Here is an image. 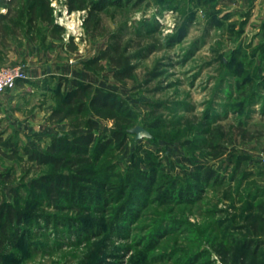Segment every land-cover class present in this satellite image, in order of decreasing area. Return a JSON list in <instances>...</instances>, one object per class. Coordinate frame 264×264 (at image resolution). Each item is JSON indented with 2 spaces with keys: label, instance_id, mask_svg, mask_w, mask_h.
<instances>
[{
  "label": "rangeland",
  "instance_id": "1",
  "mask_svg": "<svg viewBox=\"0 0 264 264\" xmlns=\"http://www.w3.org/2000/svg\"><path fill=\"white\" fill-rule=\"evenodd\" d=\"M41 4L0 0V69L26 76L0 99V208L25 215L0 264H264V0Z\"/></svg>",
  "mask_w": 264,
  "mask_h": 264
},
{
  "label": "trees",
  "instance_id": "2",
  "mask_svg": "<svg viewBox=\"0 0 264 264\" xmlns=\"http://www.w3.org/2000/svg\"><path fill=\"white\" fill-rule=\"evenodd\" d=\"M37 3V6L42 5L41 2L43 0H34ZM36 6V7H37ZM7 17L4 14H0V20H5ZM3 32V28L0 27V34ZM75 90H71L67 94L68 101L66 103H70L69 101L71 99H74L77 97V94L82 93L83 91L86 92L88 89H91V85H84L80 86L82 84L78 82H74ZM80 86V87H79ZM81 88V90H79ZM114 98L113 94L111 93H105L101 91L100 89H97L95 94L92 95L90 98V105L91 107H100V108H113L115 107V102H111ZM97 126V122L93 123ZM94 142V136L93 134L84 135L82 138H75L72 141H66L64 139L62 140H56L54 141V144L48 147V153H42V152H34L32 154L31 160L37 161L40 164H52L54 166H58L60 163V159L56 157V153L60 152L61 150H70L78 151L82 149V146L90 145ZM67 144V147L64 145ZM72 179H77L76 175H60L58 177L49 176L44 179V182L48 183L50 186L56 185L60 189H67L69 190L71 188V185H74ZM37 189H42L41 185H37ZM25 218L24 213L21 212V210L17 209L16 207H13L12 205H8V207H2L0 208V243H4V239L8 233V228L16 229L15 223H21L23 219ZM10 229V230H11ZM245 249H251L250 242L244 243ZM256 252V251H253ZM99 264H104L103 262H100Z\"/></svg>",
  "mask_w": 264,
  "mask_h": 264
},
{
  "label": "built area",
  "instance_id": "3",
  "mask_svg": "<svg viewBox=\"0 0 264 264\" xmlns=\"http://www.w3.org/2000/svg\"><path fill=\"white\" fill-rule=\"evenodd\" d=\"M26 79L24 70L21 67H9L0 69V99L6 94L13 92L17 83ZM264 163V154L261 158Z\"/></svg>",
  "mask_w": 264,
  "mask_h": 264
},
{
  "label": "water",
  "instance_id": "4",
  "mask_svg": "<svg viewBox=\"0 0 264 264\" xmlns=\"http://www.w3.org/2000/svg\"><path fill=\"white\" fill-rule=\"evenodd\" d=\"M132 133H135L137 134V138H143V137H149V134L143 130L142 128L140 127H137L135 129L132 130Z\"/></svg>",
  "mask_w": 264,
  "mask_h": 264
}]
</instances>
